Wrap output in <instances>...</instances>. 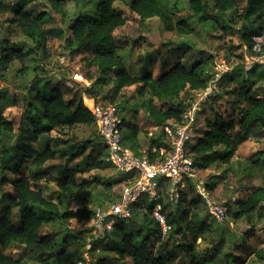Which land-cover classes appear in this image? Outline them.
Masks as SVG:
<instances>
[{"label": "rangeland", "instance_id": "obj_1", "mask_svg": "<svg viewBox=\"0 0 264 264\" xmlns=\"http://www.w3.org/2000/svg\"><path fill=\"white\" fill-rule=\"evenodd\" d=\"M98 1L0 0V3L3 2L6 6V11H0V120L13 122L15 129L18 130L23 115L28 114L30 118L28 121L33 118L40 121L41 127H45L47 122L43 116L37 113L35 107H30L31 101L38 92L50 95L57 85L62 89L68 87L67 100H71L73 96L77 98L87 96L90 99L88 102L90 106L94 97L87 94L86 88L93 85L94 90L99 91L96 102L114 104L118 114L127 124L140 127L138 138L144 152L150 136L147 132L156 133L147 122L145 103L149 95L140 97L137 93L139 85H135L125 89L123 95L113 103L111 99L118 72L113 70L107 76L100 75L91 65L96 55L93 49L75 52L73 57H70L69 51L65 49L69 26L75 20L81 16L100 19L101 14L97 10ZM189 1L170 0L169 5L176 11L174 23L185 21L191 29L190 33H180L178 30L167 31L159 18L149 19L137 28L133 20L135 15L131 13L126 0L116 2L117 12L129 19V26L124 30L123 38L128 46L119 50L118 55L133 77H142L144 66H147L149 73L157 76L161 70L159 56L164 44L170 41L188 43L196 53L205 52L203 58L206 60L208 75L211 77L209 83L218 64L225 62L230 67L227 74L236 66L244 65V70L239 71L233 80L223 82V88L220 89L222 95L219 93V83H217L218 91L214 95L220 97L210 99L203 104L193 137L205 131L207 121H213L218 111L227 120L233 115L235 122L233 132L234 134L240 132L245 141L230 162H217L206 170L199 169L198 172V177L205 183L211 179V183L216 184L214 190L209 191L211 199L230 207L226 220L223 223L218 222L204 202L199 212L201 237L193 243L188 230L177 232L174 226L172 231L162 236L157 243V249L162 244H166L163 254L166 264H188L192 254L205 259L206 264H219L220 256L227 253L237 258L234 264H264V258L259 256V253L264 251V208L262 213L254 212L250 216L236 217L240 203L246 201L251 194L260 196L261 204L264 206V124H251L241 131L239 121L242 115L234 104L236 98L234 90L240 89L243 80L247 78L256 81L253 95L259 99L264 98V67L260 65L255 74L249 75L247 74L249 70L245 66L249 50L244 44L242 35L248 25L244 17L247 0H238L237 7L224 16L217 17L216 20L201 22L190 9ZM21 6L41 17L46 43L39 38H26L15 34L12 24L14 11ZM211 14L215 15V12ZM7 40L8 45L25 54L24 64L19 61L12 64L4 63L1 48ZM87 73L93 77L91 83L86 79L76 78V75L85 76ZM156 103L160 105L158 101ZM123 106L125 110H122ZM51 136L58 157L47 162L39 172L60 178L61 169L68 165L69 168L78 170V185L88 184V187L83 190L74 189V193L70 194L59 188L55 182L42 180L37 183L45 197L54 202L59 211V213L47 214V217L52 218L53 221L45 227L46 236L48 239L67 236L68 256L73 264H97L106 256L117 257V250L122 248L124 235L131 233L133 223L141 225L145 218L136 209L141 214L134 215L129 221L126 220L121 225V229L112 233L109 244H99L94 250H87L94 214L117 201L125 184L122 174L109 158V151L96 125H80L72 129L55 130L52 131ZM14 138L10 144L14 142ZM32 144L35 147L39 145L36 141ZM61 151H67L65 157L60 155ZM79 151L80 154L74 158L73 154ZM31 171L24 170V173L32 178ZM222 176L224 178L220 179ZM2 177L3 173L0 169V198L3 191L12 192L11 183L15 180L14 175L7 173L9 182L2 186ZM109 185L111 189L108 188ZM166 189L163 192L164 203L170 206L167 212H182L185 207L181 206L179 209L177 205L171 203ZM182 190L188 192L189 183L183 182ZM38 212L41 213L39 210ZM70 212L80 213H77V217L69 219L63 217ZM188 242L193 245V252L186 251ZM14 251L17 252L16 249H13ZM22 264L47 263L41 257L33 255L24 256ZM125 264H131V261L127 259Z\"/></svg>", "mask_w": 264, "mask_h": 264}, {"label": "trees", "instance_id": "obj_2", "mask_svg": "<svg viewBox=\"0 0 264 264\" xmlns=\"http://www.w3.org/2000/svg\"><path fill=\"white\" fill-rule=\"evenodd\" d=\"M123 1L125 0H99L97 10L101 14L100 19L81 16L75 20L69 26L65 49L69 51L70 57H73L75 52L93 49L96 55L91 61V65L97 69L100 75L107 76L113 70L118 72L115 76V87L111 99L113 103L123 95L125 89L135 85H139L137 93L140 97L149 95L145 103L147 122L156 133L147 132L148 136L150 135L147 149L143 152V146L139 143L138 137L141 132L139 126L127 124L125 121L122 132L123 143L126 147L132 149L137 156L148 155L154 160L156 154L153 153V150H159L165 146L167 136L163 128L164 125L170 122H181L182 115L189 107V100L195 97L196 92L208 87L211 77L206 70L204 51L196 53L188 43L172 41L164 44L162 48L159 56L161 70L157 76L149 73L147 66H144L142 77H133L118 55L119 50L128 46L127 41L123 38L124 30L129 26V19L115 9V3ZM169 1L126 0V3L131 13L135 15L133 20L137 24V28L149 19L159 18L167 31L178 30L180 33H190L191 29L185 21L180 20L176 24L174 23L176 11L169 5ZM189 4L190 9L201 22L216 20L217 17L224 16L228 11L237 7L238 0H190ZM0 11H6L3 2L0 3ZM211 12H215V15ZM244 17L248 21V25L246 31L243 32L242 39L247 49L250 50L252 36L262 30L264 0H247ZM12 24L16 35L39 38L46 43L41 17L34 15L23 6L14 11ZM8 44L7 40L1 48L4 63L12 64L19 61L24 64L25 54ZM44 49L46 50L45 47ZM259 66L247 71V74H255ZM241 70H244V65L236 66L231 73L222 78L218 86L220 95H222L220 89L223 88V82L233 80ZM84 77L90 83L93 81V77L89 73ZM255 85V80L247 78L243 80V86L240 89L234 90L236 96L234 104L242 115V119L239 121L241 131L247 129L251 124H264V98L259 99L253 95ZM68 91V87L62 89L57 85L50 95L38 92L34 100L31 101L30 107H35L37 113L41 114L47 122L45 127H41L40 121L33 118L28 121L30 119L28 114L23 115L18 130L15 129L13 122L0 120L2 186L9 182L6 177L7 173L15 176V180L11 183L12 192L3 191L0 198V264H22L24 256L33 255L41 257L47 264H73L68 256L67 236L48 239L44 232L45 227L53 221L52 218L47 217V214L59 213V211L58 206L49 201L43 190L37 185L42 180L52 181L70 194L74 193V189L81 188L83 190L88 187V184L78 185V170L71 169L68 165L61 169L60 178L46 176L39 172L47 162L56 160L58 157V152L53 146L52 131L72 129L80 125H95L94 115L88 106L90 99L87 96L80 98L73 96L71 100H67ZM86 91L90 97H94V101L99 96V91L94 90L93 85L86 88ZM218 97L220 96H211L205 103ZM37 105H39L38 108ZM125 109L123 106L122 110ZM230 117V120H227L221 112L217 111L215 119L207 121L205 131L188 142L186 153L192 157L199 169L206 170L217 162H230L245 141L240 132L234 134L235 122L233 115ZM13 138L14 142L10 144ZM33 141L39 144L38 147L32 144ZM66 154L67 151L60 153L63 157ZM78 154L80 151L73 154V157H77ZM24 170H32V178L26 176ZM122 176L125 183L128 176L123 174ZM223 178L224 176L220 179ZM185 182L189 183V191L182 190L181 184L180 200L176 204L179 209L181 206H184L185 209L182 212L168 213L167 210L170 206L163 203L162 212L166 216L168 225L171 226V231L174 226L177 232L186 229L195 243L201 237L199 212L204 201L197 194L193 183L189 180ZM215 185L211 183V179H208L206 186L209 191L212 192ZM108 188L111 189V186L109 185ZM148 207L151 211L154 208V203ZM263 208L260 196L251 194L246 201L240 203L236 217L250 216L254 212L262 213ZM77 213L70 212L64 214L63 217L66 219L77 217ZM139 214L141 213L135 210L133 216ZM142 214L145 218L143 224H132L131 233L124 235L122 248L117 250L118 256H106L97 264H125L127 259L131 261V264L167 263L163 258L166 244H162L157 249V243L164 236L161 225L149 213ZM124 222L126 220H117L112 233H115ZM111 234L94 241L89 251L94 250L99 244H109ZM13 249H16L17 252H13ZM186 251L193 252V245L189 242ZM259 256L264 258V251H261ZM236 260L235 256L227 253L220 256L219 264H234ZM188 264H206V261L192 254Z\"/></svg>", "mask_w": 264, "mask_h": 264}, {"label": "built area", "instance_id": "obj_3", "mask_svg": "<svg viewBox=\"0 0 264 264\" xmlns=\"http://www.w3.org/2000/svg\"><path fill=\"white\" fill-rule=\"evenodd\" d=\"M251 44L249 55H246V68L250 70L258 65L264 67V17L262 30L252 36ZM229 71L230 67L225 62L218 64L208 87L196 92L195 97L189 100V107L182 115L181 122L164 125L167 139L165 146L153 150L156 154L154 160L148 155L137 156L132 149L124 145L122 131L125 119L118 114L114 104L96 101L91 103L89 107L94 115L99 135L109 151V158L114 167L121 174L128 176V179L120 198L94 214L91 238L87 244L88 251L94 241L103 239L114 231L117 220H129L136 209L141 213H149L159 222L166 235L171 231V226L162 212L163 192L167 187L169 200L176 205L180 200V185L187 180L193 183L197 194L207 204L210 213L218 222L223 223L226 220L229 207L211 199L206 183L198 177L199 167L186 153V147L195 134L203 104L218 91L217 83ZM76 78L86 79L80 75H76ZM151 203H154V208L150 211L148 206Z\"/></svg>", "mask_w": 264, "mask_h": 264}]
</instances>
